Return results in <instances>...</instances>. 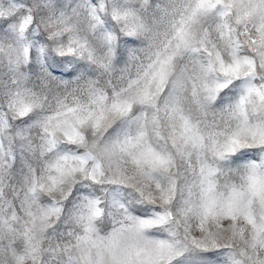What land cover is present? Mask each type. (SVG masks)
<instances>
[{"label": "clouds", "instance_id": "obj_1", "mask_svg": "<svg viewBox=\"0 0 264 264\" xmlns=\"http://www.w3.org/2000/svg\"><path fill=\"white\" fill-rule=\"evenodd\" d=\"M0 264H264V0H0Z\"/></svg>", "mask_w": 264, "mask_h": 264}]
</instances>
